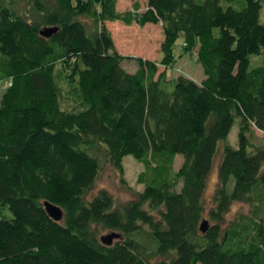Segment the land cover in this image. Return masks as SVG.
<instances>
[{
  "label": "trees",
  "instance_id": "obj_1",
  "mask_svg": "<svg viewBox=\"0 0 264 264\" xmlns=\"http://www.w3.org/2000/svg\"><path fill=\"white\" fill-rule=\"evenodd\" d=\"M21 1L24 12L0 0V264H264V147L250 141L264 134V62L250 63L264 57V0H147L142 13H118L119 0ZM106 23L160 25L161 65L182 38L204 80L169 81L140 58L127 73L133 59ZM128 156L143 191L119 206L106 190L89 196L104 165L123 176ZM233 204L248 212L225 223ZM101 231L121 239L106 246Z\"/></svg>",
  "mask_w": 264,
  "mask_h": 264
},
{
  "label": "rangeland",
  "instance_id": "obj_2",
  "mask_svg": "<svg viewBox=\"0 0 264 264\" xmlns=\"http://www.w3.org/2000/svg\"><path fill=\"white\" fill-rule=\"evenodd\" d=\"M11 1L18 7L19 11H23L25 4L21 0H4ZM138 5V11L144 12L147 7V0H119L117 3L118 13L131 11L135 5ZM21 9V10H20ZM24 12V11H23ZM260 21L264 23V3L260 13ZM106 27L110 32L115 43L117 52L124 58L132 57L133 60H125L121 67L127 73H135L137 64L135 58H140L144 61L154 62L159 68V72H165L167 80L171 81L179 77L189 79L196 84H200L205 76L201 66L196 61L195 51L188 53L183 50L185 47L182 38H179L172 49L174 61L169 66H162L164 54L161 51V44L163 41V31L160 26L146 25L138 26L132 24L131 26H124L121 23H106ZM264 62V57L252 56L250 57L251 67L259 65ZM6 85L0 82V100L2 93L5 91ZM62 105H68V102L62 101ZM238 122H235L232 130L228 136L227 143L232 147H237ZM251 144L254 146L264 147V134L253 130L250 135ZM221 149V146H220ZM183 162L182 156H177L174 162V171H177ZM219 162V155L214 162L213 170L208 178L207 188L204 194V201L206 208L209 210L212 207L211 199L213 191L217 184V165ZM123 171L121 176L116 170L109 165H104L102 168L93 189L89 196L95 195L100 190H106L113 197L116 206L125 204L133 199V193L143 191V187L137 185V176L142 171V166L137 163L132 157L128 156L123 159ZM264 171V170H263ZM207 212V211H206ZM248 212V206L242 204H233L230 212L225 218V223L233 220L241 214ZM6 211H0V216ZM207 218H205L206 220ZM207 221V220H206ZM99 236H106L109 232L101 231Z\"/></svg>",
  "mask_w": 264,
  "mask_h": 264
},
{
  "label": "water",
  "instance_id": "obj_3",
  "mask_svg": "<svg viewBox=\"0 0 264 264\" xmlns=\"http://www.w3.org/2000/svg\"><path fill=\"white\" fill-rule=\"evenodd\" d=\"M56 32H57V29H46V30L42 31L40 34L43 37H49ZM44 207H45L47 214L49 215V217L52 220H54L56 222H60L62 220L63 213H62L60 208H58L54 205H51L49 203H45ZM208 227H209L208 221L204 220L201 223L199 230H200V232L205 233L207 231ZM120 239H121L120 235L115 234V233H111V234H108L106 236L101 237V242L106 246H111L115 240H120Z\"/></svg>",
  "mask_w": 264,
  "mask_h": 264
},
{
  "label": "crops",
  "instance_id": "obj_4",
  "mask_svg": "<svg viewBox=\"0 0 264 264\" xmlns=\"http://www.w3.org/2000/svg\"><path fill=\"white\" fill-rule=\"evenodd\" d=\"M158 26H160V25H158ZM161 28V27H160ZM162 30V29H161Z\"/></svg>",
  "mask_w": 264,
  "mask_h": 264
}]
</instances>
